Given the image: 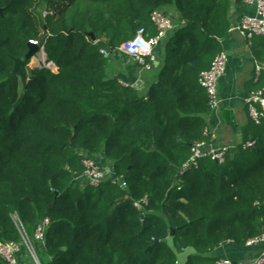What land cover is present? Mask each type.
Segmentation results:
<instances>
[{"label": "trees", "instance_id": "16d2710c", "mask_svg": "<svg viewBox=\"0 0 264 264\" xmlns=\"http://www.w3.org/2000/svg\"><path fill=\"white\" fill-rule=\"evenodd\" d=\"M241 1L0 0L1 243L23 244L17 215L31 241L50 221L40 264H177L188 251L186 264H216L221 246L248 248L264 234V150L250 170L235 168L255 146L183 170L212 112L199 77L233 36ZM168 7L177 25L142 96L113 77L110 59L141 28L151 36L152 12ZM29 42L57 73L30 66ZM253 124L256 145L264 124ZM86 158L126 187L89 186Z\"/></svg>", "mask_w": 264, "mask_h": 264}, {"label": "built area", "instance_id": "2783aa9c", "mask_svg": "<svg viewBox=\"0 0 264 264\" xmlns=\"http://www.w3.org/2000/svg\"><path fill=\"white\" fill-rule=\"evenodd\" d=\"M243 4L252 9L254 12L251 15H245L242 19L234 24L230 33L232 35L240 34L245 38L248 45L252 46V41L255 37H264V0H242ZM151 21L157 30L155 36H149L144 28H141L137 35L128 43L122 46L121 50L129 58L137 61L140 66L149 70L152 64L156 61L154 51L166 40L168 35L176 28V25L172 18L164 11L157 9L151 14ZM35 43V42H34ZM102 54H106V51L102 50ZM149 62H148V61ZM229 62V56L224 50L220 52L214 59L212 66L209 70L201 73L199 77V84L204 88L208 94L210 100L211 109L215 110L219 107L221 100L219 98L218 88L221 79L225 76L227 65ZM261 69L258 68V74L260 75ZM249 112L251 118L257 125L264 124V88L250 96L247 100ZM204 140L197 142L191 149V156L188 162L183 166V170L197 169L201 160L209 158L219 164H225L227 156L231 152L229 146H221L217 144V136L209 129H205L203 132ZM254 143H248L245 149L254 147ZM83 165L85 171L81 178L91 187H98L107 178H112L115 181H120L121 188L126 187L124 177L117 178L111 168L102 167L93 159H84ZM148 204L147 199H143L140 202L135 203V207L139 210L144 205ZM13 220L22 235L23 242L26 243L29 251L33 255L37 264H40L36 250L31 241L25 233L23 225L17 215H14ZM49 219H45L37 226L34 232V241L37 243H43L45 237V231L49 226ZM264 244V234L260 237L249 240L247 243L248 248L256 247ZM20 252V247L16 243H1L0 242V256L9 264H19L17 255ZM216 264H264V250L260 255L249 261H232L229 259H219Z\"/></svg>", "mask_w": 264, "mask_h": 264}, {"label": "crops", "instance_id": "0c3cea01", "mask_svg": "<svg viewBox=\"0 0 264 264\" xmlns=\"http://www.w3.org/2000/svg\"><path fill=\"white\" fill-rule=\"evenodd\" d=\"M175 25H177L176 11L173 7L164 10ZM253 10L246 7L241 1L232 9L233 24L239 22L243 16L253 14ZM157 30L151 26V36H155ZM166 40L155 49L156 61L151 69L143 66L137 67V61L126 56L122 50L112 55L110 59L113 77L123 85H130L137 89L142 96H146L151 85L158 81L159 69L162 65L161 55L164 53ZM247 42L242 36L233 35L224 45V50L229 55V62L225 76L219 83L218 93L221 103L219 107L206 117L207 129L217 136V144L229 146L233 155L240 154L245 146L251 143L249 135L254 131L253 119L251 118L247 100L252 94L264 88V40L253 44L256 53L246 56L243 46ZM148 61V60H147ZM149 62V61H148ZM159 64L156 65L155 63ZM258 68L261 69L260 75ZM257 125V124H256ZM107 165L109 164L106 160ZM108 168H111L108 165ZM264 250V244L252 248L237 247L226 244L214 252L217 259H229L232 261H249L260 255ZM185 264V258L179 262Z\"/></svg>", "mask_w": 264, "mask_h": 264}, {"label": "rangeland", "instance_id": "374dc122", "mask_svg": "<svg viewBox=\"0 0 264 264\" xmlns=\"http://www.w3.org/2000/svg\"><path fill=\"white\" fill-rule=\"evenodd\" d=\"M264 40V37H255L252 41V44H256L259 41ZM245 46H243L244 49V54L246 56H253V53H256V46L252 47L250 45H248V43L244 44ZM228 54V53H227ZM229 56V55H228ZM42 61L38 58H34L32 59L30 66L32 67H38L39 65H41ZM50 70L53 73H57L58 69L56 67L51 66ZM263 150H264V136H262L259 139V142L255 145V148L253 149H249L248 151H244L242 156L239 158L240 163L237 165L238 167L235 168V171L240 172V171H244V170H250L255 168L262 160L263 158ZM110 178V176H109ZM83 180V178L81 179ZM33 242V246L36 250V252L38 253L39 249H40V243L35 242L34 240H32ZM20 247V252H19V257L20 259L22 258V262L21 264H37L36 261L33 258V255L31 254V252L29 251L27 245L25 242H23L22 245H19Z\"/></svg>", "mask_w": 264, "mask_h": 264}, {"label": "water", "instance_id": "95a60500", "mask_svg": "<svg viewBox=\"0 0 264 264\" xmlns=\"http://www.w3.org/2000/svg\"><path fill=\"white\" fill-rule=\"evenodd\" d=\"M235 36H242V35L236 34ZM89 37L91 38V40L93 41V43H97V39L94 36V34H92V33L89 34ZM244 40H245V38H244ZM34 58H38V59H40L42 61L41 62L42 64L39 65L38 67L47 68V69H50L51 66L56 67L54 63L49 62V57H48V55H47V53H46V51H45L44 48H40L37 45V43L29 42V52H28V54L26 56V59L27 60H32ZM155 64L158 65L159 63L156 62ZM114 211L115 210H113L112 214H114ZM174 233L175 232L172 231L171 236H173ZM164 242H166V241H164ZM157 243L158 242H156L155 244H157ZM150 250H151V248L148 251H150ZM189 253H190V251H188V252L180 255L179 256V261H178L177 264H180L179 262L182 261L183 258H185V264H186L187 256H188Z\"/></svg>", "mask_w": 264, "mask_h": 264}]
</instances>
